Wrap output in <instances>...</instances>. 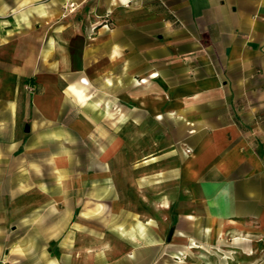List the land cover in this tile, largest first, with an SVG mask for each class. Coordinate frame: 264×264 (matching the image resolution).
I'll return each mask as SVG.
<instances>
[{
	"label": "crops",
	"instance_id": "obj_1",
	"mask_svg": "<svg viewBox=\"0 0 264 264\" xmlns=\"http://www.w3.org/2000/svg\"><path fill=\"white\" fill-rule=\"evenodd\" d=\"M100 2L109 24L41 23L0 62V264L264 245V0ZM3 12L0 52L30 27Z\"/></svg>",
	"mask_w": 264,
	"mask_h": 264
},
{
	"label": "rangeland",
	"instance_id": "obj_2",
	"mask_svg": "<svg viewBox=\"0 0 264 264\" xmlns=\"http://www.w3.org/2000/svg\"><path fill=\"white\" fill-rule=\"evenodd\" d=\"M84 2L78 4L75 0H0L1 8L7 7V12H3L6 15L2 19L4 23H29L30 25L28 28L18 27L17 37L3 41L0 52L1 64L9 67V64L18 63L20 67L22 63H25V60H14L10 57L15 54L20 57L19 55L25 53L31 43L24 33L32 31L36 36L42 30L41 23H49V25L45 24L43 29L50 32L48 41L51 42H53V34L58 30H63L62 26L56 27L55 23L80 25L84 32L91 23H97L98 26L109 24V16L111 17L112 13L106 9L103 2L101 3L100 0H85ZM46 5L49 8V18H46ZM249 241L250 237L241 238L228 235L221 242V247H209L207 248L209 250L195 254L192 259L198 262L196 264H264V245L258 243L256 249L253 250L245 244Z\"/></svg>",
	"mask_w": 264,
	"mask_h": 264
}]
</instances>
